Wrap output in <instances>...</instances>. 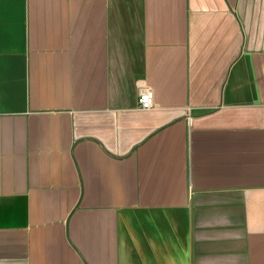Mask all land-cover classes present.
<instances>
[{"label": "crops", "instance_id": "crops-1", "mask_svg": "<svg viewBox=\"0 0 264 264\" xmlns=\"http://www.w3.org/2000/svg\"><path fill=\"white\" fill-rule=\"evenodd\" d=\"M0 264H264V0H0Z\"/></svg>", "mask_w": 264, "mask_h": 264}, {"label": "built area", "instance_id": "built-area-1", "mask_svg": "<svg viewBox=\"0 0 264 264\" xmlns=\"http://www.w3.org/2000/svg\"><path fill=\"white\" fill-rule=\"evenodd\" d=\"M138 108L142 111H150L155 105V93L154 91L147 87H141L138 93Z\"/></svg>", "mask_w": 264, "mask_h": 264}]
</instances>
